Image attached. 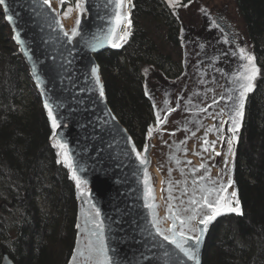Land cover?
Instances as JSON below:
<instances>
[{"label":"water","instance_id":"water-1","mask_svg":"<svg viewBox=\"0 0 264 264\" xmlns=\"http://www.w3.org/2000/svg\"><path fill=\"white\" fill-rule=\"evenodd\" d=\"M6 4L7 12L5 6L0 5L4 20L12 33L17 53L38 92L50 129V145L74 187L77 203L76 236L67 264L74 250L87 244L89 234L85 229L93 228V217L103 221L105 244L114 264H175L174 257L183 259L184 264H194L161 237L155 236V229L150 224V210L145 207L144 169L147 168L151 178L150 184L158 205L156 212L160 218L169 214L167 189L172 188V197L187 201L195 187L193 180L200 183L199 177L205 175V169L200 167L202 163L207 166L212 179L225 185L229 179L232 180L233 183L222 195L230 197L233 191L237 193L235 156L227 154L231 158L230 166L222 160L227 143L225 136L219 146L220 155L215 154L211 160V152L217 146L233 105V100H229L228 96L235 98L238 95V91H233L237 86L226 82V74L219 69L214 48L204 47L193 36L186 41L181 76L159 85L157 95L150 97L154 118L150 126H158L157 112H160L161 117L167 115V123L159 125L161 132H154L150 139L147 131L144 145L139 148L108 105L100 65L96 59L99 54L120 51L130 35L126 42H120L119 48L112 47V37L95 50L89 46V42H95L94 36L107 32L114 5L108 0H86V11L83 14L76 11L72 21L66 24L53 3L48 7L43 4V0H6ZM57 5L60 6L59 0ZM126 9L130 19L131 5L126 3L123 8L125 13ZM7 15L13 16V22L6 19ZM78 15L81 19L80 35L69 43L63 32H70ZM57 21L63 25V30ZM111 26H115L114 22ZM123 26L121 24L117 28L118 35L120 32L123 34ZM17 32L23 44L14 38ZM93 67L98 69L99 84L92 75ZM101 85L104 91L102 97ZM45 101L52 105L59 124L55 129V140L67 145L77 174L87 181V184L82 185L83 194L71 178V170L63 163L62 156L58 155L60 150L54 147V130L44 107ZM168 108H174L175 111L169 114L166 111ZM205 139L208 145L204 144ZM212 141H216L214 147L211 146ZM146 144L148 150L145 153ZM133 146L137 152L147 156V165L140 164L136 152L132 150ZM155 171L161 177L160 187ZM169 180L174 182V186L169 185ZM177 181L180 183H175ZM185 188L188 194L181 195ZM171 202L175 205L179 200L173 199ZM97 211L98 217L95 216ZM231 215L241 216L223 213L208 226L199 246L200 264L211 227ZM170 226V220L161 224L165 229ZM166 252L168 255H165ZM0 264L15 263L7 254H3ZM77 264H83L82 258L78 259Z\"/></svg>","mask_w":264,"mask_h":264},{"label":"trees","instance_id":"trees-1","mask_svg":"<svg viewBox=\"0 0 264 264\" xmlns=\"http://www.w3.org/2000/svg\"><path fill=\"white\" fill-rule=\"evenodd\" d=\"M165 0H131V33L120 51L96 59L109 107L141 148L153 109L145 85L178 79L180 19ZM259 74L235 134V179L242 215L226 216L207 236L202 264H264V0H237ZM0 7V261L67 264L76 236L74 187L50 145L38 95ZM232 127L225 125L228 140Z\"/></svg>","mask_w":264,"mask_h":264},{"label":"snow or ice","instance_id":"snow-or-ice-1","mask_svg":"<svg viewBox=\"0 0 264 264\" xmlns=\"http://www.w3.org/2000/svg\"><path fill=\"white\" fill-rule=\"evenodd\" d=\"M109 3L114 5L113 17L112 21H110V26L107 29V32L103 35L94 36L95 42H89V46L95 50L99 48L105 40H109V37L113 39L110 41L113 48L121 47V41L126 42L127 37L130 35V27L131 20L128 18V14L123 11L125 4L131 5V0H108ZM59 3L63 4L64 0H59ZM86 0H76L75 10L83 14L85 10ZM43 4L51 7V0H43ZM170 4L172 6H179V0H170ZM0 5L5 6V11L7 12L8 7L6 4V0H0ZM73 8H68L64 15L67 18L71 15ZM6 19L9 22H13V16L7 15ZM114 22L115 26H111ZM61 30H63V25L59 24V21L56 22ZM80 24L81 19L78 15L75 26L69 31H64L63 35L67 38L69 43L72 42L73 38L80 35ZM124 24V30L122 35L117 34V28ZM18 43L23 44L24 42L20 38L19 32L16 33L14 37ZM241 58L246 60V63L242 66V69L239 70L238 75H234L233 83L237 86L233 91H238V95L233 98V96L229 95L228 99L233 100L232 108L229 110V120L231 122L232 127L229 129L233 133V136L227 140L228 144V154L233 153V142L237 139L236 133L238 132L241 121L244 115V106H245V98L247 93L251 92L254 88V81L259 74V68L256 66L254 60L255 58L252 55H249L245 52L243 48L240 49ZM92 75L96 77V83H100L99 76L97 75L98 69L93 67L91 69ZM104 95L103 86L100 87V96ZM223 99V97H221ZM216 101H214L215 103ZM44 107L47 109L48 117L51 120L52 128L54 130V147H57L60 151L58 152L59 156H62L63 163L66 167L71 170V178L76 182V186L81 190L83 194L82 185L87 184L86 180H83L78 174L77 169L74 165V160L72 155L69 153L67 145L65 143L60 142L59 140H55V129L59 127L57 122L56 115H54V110L51 104L45 101ZM167 113L174 112V108L166 109ZM202 111H206V109H202ZM157 119V127H149L147 137L150 139L154 132L160 133L161 129L159 125L167 123V115L161 117L160 112L156 114ZM215 128V126H213ZM219 131V129H216ZM193 135H195L193 133ZM184 143V142H182ZM216 141L211 142V146H215ZM204 144L208 145L209 142L205 139ZM136 152V157L140 161V164L147 165L148 159L146 155H143L140 152H137L135 146L132 149ZM148 150V145L146 144L144 147V152L146 153ZM187 151V149H184ZM207 147H205V151H207ZM199 154V153H197ZM216 155H220V153H216ZM60 162L59 160L57 161ZM179 164V160L176 161ZM188 163H191L190 161ZM227 163V161H225ZM201 168L205 169V175H201L199 177L200 183H197L196 180H193V185H195L192 194L189 196L187 201L182 199L172 197L171 192L172 188L167 189L169 193V198L167 202V210L168 215L166 217L160 218L157 215L156 209L158 205L155 203V196L153 194V189L150 184V177L147 173V168L144 169V198H145V207L150 210L151 214V227L155 229V236H159L163 241L167 242L169 245L173 246L178 253L182 254L184 258L188 261L194 262V264H200L199 258V246L204 236V233L207 231L208 226L221 214L223 213H237L241 214L240 210V201L236 199L237 193L233 191L230 194V197H226L222 195L226 191L228 186H231L233 183L231 179L228 180L227 185L223 184L219 180H214L211 178L210 174H208V168L205 164L200 165ZM83 171V169H80ZM207 180V183L204 181ZM169 185L174 186V182L171 180L168 181ZM175 183H180L179 181ZM188 190L185 188L181 195H187ZM198 197V198H197ZM173 199H178L179 202L175 205L172 204ZM235 204V206H233ZM93 207H95L93 205ZM95 216H99V212L95 213ZM171 221V226L169 228H162L161 224L165 221ZM93 228L85 229L89 234V238L87 240V244L84 245L83 248L77 247L74 250L73 256L69 262V264H77L78 259L82 258L83 264H114L113 258L109 255V249L105 244L104 237V226L103 221H99L93 217L92 219ZM201 225L203 227H201ZM79 227V225H78ZM149 235H152L149 232ZM155 236L153 238H155ZM92 237H95L93 240ZM79 244V241H78ZM163 247V245H161ZM165 255H168L166 252ZM175 264H184V260L179 257H174Z\"/></svg>","mask_w":264,"mask_h":264},{"label":"rangeland","instance_id":"rangeland-1","mask_svg":"<svg viewBox=\"0 0 264 264\" xmlns=\"http://www.w3.org/2000/svg\"><path fill=\"white\" fill-rule=\"evenodd\" d=\"M168 2H170V0H168ZM221 2L228 5V13L230 14L231 22L230 24H227L223 20L221 23L225 24L229 29V32L223 30L215 31L213 27H209L206 24L209 20H213L212 10L220 8ZM75 3L76 0H64L63 4L60 3V15L65 17V11L71 7L73 8V11L71 15L67 17L70 18L76 11L74 7ZM169 6L175 10H177L176 7H178H174L171 4ZM178 10L181 11L179 17L182 25L179 31L182 36L180 42L182 48L185 50V43L192 36L199 40L204 47L214 48V57L218 61L219 69L226 74V82L235 85L233 83V77L234 75H238L239 70H241L242 66L246 63V60L241 58L240 49L243 48L247 54L254 57L251 41L247 34L246 22L241 11L237 8L236 0H191L186 6H184V8L181 7L178 8ZM235 41H237V43ZM144 73L146 77V92L150 97L154 98L157 95L158 85H156L157 83L150 75L151 72L149 69H145ZM28 80L29 82H32L29 73ZM31 91L34 95H38L35 86L34 88H31ZM223 136H225V128ZM228 136L229 138L232 137L230 133ZM232 148L234 150V142Z\"/></svg>","mask_w":264,"mask_h":264},{"label":"flooded vegetation","instance_id":"flooded-vegetation-1","mask_svg":"<svg viewBox=\"0 0 264 264\" xmlns=\"http://www.w3.org/2000/svg\"><path fill=\"white\" fill-rule=\"evenodd\" d=\"M165 1H166L165 3L167 5L168 10L172 11L176 15H178V18L180 19V17H179L180 14L179 13L181 11H179L178 8H181V7L184 8V6H186L187 3H189L191 0H180L179 6L176 7L177 10L170 8V6H169L170 2H168V0H165ZM220 4H221L220 8H216L215 10H212L213 11V14H212L213 20L212 19L209 20L206 24L209 27H213L215 31L223 30V31L229 32V29L225 26V24L221 23V21H223V20L227 24H230V22H231L230 14L228 13V5L227 4H223L222 2ZM236 4H237L238 10H240L239 6H238V3H237V0H236ZM175 11H177V12H175ZM180 25H182V24L180 23ZM235 42L237 43V41H235Z\"/></svg>","mask_w":264,"mask_h":264},{"label":"bare ground","instance_id":"bare-ground-1","mask_svg":"<svg viewBox=\"0 0 264 264\" xmlns=\"http://www.w3.org/2000/svg\"><path fill=\"white\" fill-rule=\"evenodd\" d=\"M51 3H53V5H54L55 8L57 9V11L59 12V6L57 5V0H51ZM75 13H76V11L73 13V15H72L70 18H66V17H64L63 15H60V12H59V15L61 16L62 20H63L66 24H69V23L72 21V18L74 17ZM126 13H127V9H126ZM127 14H128V13H127ZM123 25H124V24H123ZM123 27H124V26H123ZM119 35H121V32H120ZM210 126H211V124H210ZM210 128H212V127H210ZM222 137H223V133H221L220 138H219V140L217 141V146H216V148L211 152V160L214 159L215 154L218 153V151H219V146H220V143H221ZM227 154H228V144H226L225 149H224V151H223V153H222V160H223V162L227 161V166H230L231 158H230V155H229V157H227ZM155 174H156V176H157L158 184H159V187H160L161 177H160V175H159L158 173H156V171H155Z\"/></svg>","mask_w":264,"mask_h":264}]
</instances>
